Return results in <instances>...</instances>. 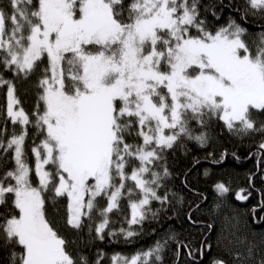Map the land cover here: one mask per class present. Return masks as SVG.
<instances>
[{
    "label": "snow or ice",
    "instance_id": "obj_1",
    "mask_svg": "<svg viewBox=\"0 0 264 264\" xmlns=\"http://www.w3.org/2000/svg\"><path fill=\"white\" fill-rule=\"evenodd\" d=\"M243 2L241 21L249 11L264 16V0ZM209 12L220 18L215 5L201 11V0H0L5 121L21 128L6 143L7 129L0 132V170L13 162L0 171V264H103L102 251L94 261L68 251L70 242L47 217L48 202L66 199L72 230L94 228L96 239L107 233L131 243L146 220L157 219L153 201L171 206L169 193L157 191L171 175L166 152L185 139L207 143V133L193 125L219 121L237 137L264 136V123L254 118L264 116V30L249 33L234 18L214 25ZM33 76L37 102L29 114L14 81ZM215 190L229 192L223 183ZM125 198L128 228L107 231ZM236 199L248 196L238 192ZM170 242L177 261L182 249L194 258L210 247L195 249L166 234L130 258L112 255L111 264H164ZM233 260L264 264V252L250 245Z\"/></svg>",
    "mask_w": 264,
    "mask_h": 264
},
{
    "label": "trees",
    "instance_id": "obj_2",
    "mask_svg": "<svg viewBox=\"0 0 264 264\" xmlns=\"http://www.w3.org/2000/svg\"><path fill=\"white\" fill-rule=\"evenodd\" d=\"M205 5H215V11L220 18L215 19L211 12L207 14L209 21L214 25L225 24L230 18H234L241 22L249 33L254 34L264 30V16L259 13L253 15L249 11L247 19L241 21L244 11L243 0H201V11ZM237 9L240 11L238 12ZM247 38L251 40L254 37ZM4 76L5 79L12 78L10 72L4 73ZM36 80L37 77L33 76L30 79L20 78L14 81L16 95L21 101V106L29 114L33 112L37 102ZM6 92V87H0V132L7 129L3 137L5 143L13 131L17 134L21 131L19 125L14 128L11 121H5ZM254 118L258 119L259 123H264V116ZM193 127L197 134L207 133V143L201 146L194 140L185 139L183 147L176 146L166 152L167 167L171 175L162 182L165 187L157 191L160 195H164L165 191L169 193L172 198L171 206L165 205L161 208L159 201H153L152 211L160 209L157 219L146 220L142 225L143 234L131 243H126L122 235L110 237L107 233L104 240L96 239L94 228L91 232L87 227L81 232L72 230L65 225L66 199L55 205L48 202L47 217L55 222L60 234L70 242L68 251L76 256L86 255L93 261L96 253L102 251L105 253L103 264H106L108 257L112 254H135L138 250L148 249L166 234L175 233L179 240L190 243L195 249H200L202 245L210 247H205L202 257L199 251L195 252L194 258L189 257L187 251L182 249L177 261L176 243L170 242L164 253V264H210L213 259H222L227 264H231L232 260L225 256L228 254L225 246L231 245L232 249L237 248L239 245L235 242L252 228L256 233L264 231V220H260V217L264 216V150L259 149L264 136L237 137L229 133L219 121L211 122L206 129L197 125ZM34 131L29 129L26 140L30 164L33 158L30 150L33 146ZM8 155L11 157V151ZM12 167L13 162L9 159L6 168L0 171H6ZM217 183H223L229 192L220 196L215 190ZM238 192L248 196V199H236ZM128 203L127 198L123 199L120 203V211L110 214L114 223L107 231L119 232L121 227L128 228L126 222V218H130ZM189 215L191 220L188 219ZM100 219L97 216L96 222ZM140 229V225L132 227L134 231H140ZM223 237L225 248L221 250L220 244ZM230 241L232 243H229Z\"/></svg>",
    "mask_w": 264,
    "mask_h": 264
},
{
    "label": "rangeland",
    "instance_id": "obj_3",
    "mask_svg": "<svg viewBox=\"0 0 264 264\" xmlns=\"http://www.w3.org/2000/svg\"><path fill=\"white\" fill-rule=\"evenodd\" d=\"M19 98V97H18ZM25 110V109H24ZM29 113V112H27ZM37 143H39V140L37 141ZM30 154H31V150H30ZM32 163H34V157L32 158ZM133 185L130 183L129 184V187H132ZM132 199H138L137 196H133ZM106 201H100V204H101V207H103L105 205ZM223 240H224V237L222 238L221 242L222 244H220V249L223 250L225 247H226V251L228 252V254H225L226 258L228 259H231V264H234V260H233V256L236 252H245L247 247L252 245L254 246L255 248L259 249L260 251L262 250L264 252V231L263 232H254V229L252 228V230H247L243 235L240 236L239 238V241H236V245H239V249L237 248H233L232 249V246H225L223 245ZM232 241V240H231ZM229 242V243H232V242ZM225 246V247H224ZM114 255V254H112ZM111 255V256H112ZM122 256H125V257H128L130 258L131 255H123L121 254ZM111 256L108 257V260L106 262V264H111Z\"/></svg>",
    "mask_w": 264,
    "mask_h": 264
}]
</instances>
